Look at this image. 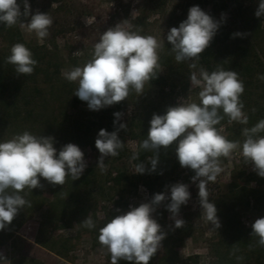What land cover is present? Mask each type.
I'll return each instance as SVG.
<instances>
[{
    "label": "clouds",
    "instance_id": "9594fccd",
    "mask_svg": "<svg viewBox=\"0 0 264 264\" xmlns=\"http://www.w3.org/2000/svg\"><path fill=\"white\" fill-rule=\"evenodd\" d=\"M21 2L23 11L18 0H0V24L7 28L19 25L43 42L54 23L53 17L39 10L33 13L29 0ZM255 16H264V0H259ZM221 17L223 20V13ZM84 21L86 25L93 22L91 18ZM220 24L221 21L195 5L189 8L187 19L168 31L166 39L172 46L175 61H188L190 69H198L190 73L189 91L196 87L200 89L199 103L180 98L176 105L168 106L163 114L153 113L147 138L139 145L140 149L154 153L147 160L151 165L147 171L152 173L157 169L160 149L166 150L175 144L180 166L195 173L191 181L198 182L199 205L212 230H218L221 223L215 203L209 200L207 185L215 182L223 171L220 158H231L238 153L245 164L251 165L252 170L264 178V136L259 135L264 132V119L251 128L242 129L243 142L228 140L216 127L225 116L229 124H248V116L243 111L244 103L240 99L245 87L238 72L225 70L219 64L211 73L202 66L198 68L200 55L210 46ZM141 31L134 28L129 20L118 22L101 33L93 45L91 58L83 66L62 71L67 81L78 83L74 94L87 102L89 110L99 111L120 103L132 91L138 96L142 95L145 84L156 79L158 73L164 70L159 63L164 40L153 35H142ZM246 35L248 33L236 32L232 38ZM82 54L80 50L73 53L74 56ZM5 63L13 65L17 75H31L38 64L30 49L19 42L12 45ZM258 78L264 80V75ZM122 115L121 112L113 113L114 126ZM120 130L127 131V124L119 123L112 132L100 129L97 135L95 147L100 153L97 167L101 174H106L108 170L105 159L118 156L124 148L118 135ZM138 159L139 152L134 151L130 162ZM86 167L84 152L78 145L67 143L58 151L51 136H38L25 130L0 142V230H5L26 206L32 207L25 197L33 189L43 188L41 179L52 186H62L69 177L72 181L79 179ZM134 169V173L144 174L145 163L135 164ZM166 188H170V194L155 193L150 201L130 206L128 211L114 216L99 229L98 242L110 255L111 264H119L121 260L131 264H149L167 235L153 217L163 202L170 201L165 207L171 213L175 228L185 226L186 222L179 218V213L181 206L187 205L191 198L189 186L176 183ZM80 225L89 230L96 228L91 213ZM251 229L250 235L257 237L258 245L264 247V217L257 218L251 224ZM238 250L234 244L230 255H235ZM236 259L239 261L243 257L237 256ZM7 261L0 254V262L6 264Z\"/></svg>",
    "mask_w": 264,
    "mask_h": 264
},
{
    "label": "rangeland",
    "instance_id": "374dc122",
    "mask_svg": "<svg viewBox=\"0 0 264 264\" xmlns=\"http://www.w3.org/2000/svg\"><path fill=\"white\" fill-rule=\"evenodd\" d=\"M161 1L155 0L154 4H150L147 0H29L33 13L37 10L49 13L53 17L54 23L49 30V35L44 38L43 42H40L34 33H29L26 29H21L17 25L16 28L22 43L28 49L46 46L49 57L54 58V61L59 65L58 74L53 73V69H50L51 84L49 80H44V77L40 75L37 77L36 83L29 86L30 91H32L33 87L39 89V94L34 91L31 93L36 113L35 118L31 120L35 121L37 119L34 131L35 135L51 137L58 135L63 137L65 135L67 139L63 142V146L72 142L67 134L73 121L80 120L81 122H87L95 120L94 116L107 108H115L117 112H121L123 115L118 123H126L127 126L131 127L132 119L139 115L144 105L143 98L145 94L150 93L146 84L142 95L138 96L132 91L126 100L102 108L99 111H92L89 110L85 101L75 102L74 97L79 99L74 94L78 83L69 82L62 75V71L69 70L75 66H83L81 61L74 65L70 59L90 55L93 45L98 41L101 33L123 20H129V23L134 28L141 29L142 35H153L160 40H164V48L159 53V62L168 57L171 63L168 66L164 65L161 67L164 69L162 73H171L177 80H179V77L188 80L186 92L180 91L179 82L176 81L175 105L180 98H184L187 102L198 101L200 89L196 87L191 88L189 91L191 87L189 80L190 73L198 71V69H190V62L188 61L177 63L175 61V54L171 53L172 46L167 42L166 37L172 27H178L182 21L187 19L190 7L198 5L209 14L213 3L217 0H163L164 4L159 5ZM240 1L243 8H252L251 10L254 11H256L259 3V0ZM18 3H21V10L23 11L21 0H18ZM52 4L56 6L52 7ZM87 18L93 20L91 25H86L84 20ZM218 19H222L220 13H218ZM230 19V14L225 13L223 20ZM89 27H92V31L88 29ZM260 28L264 32V19L260 24ZM261 35L264 36V33ZM15 43L17 42L10 40L6 33L0 34V58L5 59L10 54V49ZM78 50L82 51L83 54L81 56H74L73 53ZM12 70L13 74H16L15 68ZM51 125L57 127L55 135L48 130V127ZM220 130L221 134L225 137L230 134L224 127H221ZM124 140L126 154L121 159L115 160L112 157L105 159L108 169L107 175L113 177L117 172L134 174L130 170V157L132 142L136 141L130 139L127 135H125ZM80 148L84 152V159L87 163L86 169L94 168L100 172L97 167V161L100 156L98 149L88 145L80 146ZM221 167L223 171L217 176L216 181L209 182L207 185L209 200L210 202H214L216 207L220 201L230 199V196L233 195L232 192L235 190L234 184L241 188L246 187L249 190H264V183L261 185L253 182L248 183L241 175L242 172L247 174L249 167H247L243 157L238 153H234L231 158L221 161ZM194 175H190L185 168L180 166L177 170L172 171L166 185L171 186L176 183H184L189 186L191 198L187 205L181 206L179 213V218H182L186 222L185 226L181 228V230H186L185 235L182 233L183 231L179 232L178 228H175L174 220L170 218L171 213L165 207L170 201L163 202L157 207L156 212L153 213V217L161 225L162 230L167 233L165 239L162 241L161 248L155 254L156 262L160 263L162 261V257L168 248L171 252H176L175 264H217L214 249L219 239V229L212 230L211 224L206 222L202 215L198 197V182L193 183L191 181V177ZM255 175L260 177L257 173ZM41 184L43 188L33 189L32 196L37 198V194L40 192L43 197L51 201L50 184L43 179H41ZM162 192L170 194V188L165 187ZM120 197L123 198L126 206L118 208L120 211L117 212L115 202L119 201ZM130 197L136 200L134 207L151 200H146L137 193V188L123 193L112 190L109 195L103 198H99L97 192H95L94 201L96 203L95 205L93 203L88 204L90 206L89 213H91L95 223L99 224L104 221L106 214H110L111 212L121 214L128 211L127 204ZM31 201L34 202L33 197ZM48 207L49 204L46 203L40 210H32V213L29 211L28 214L27 211H25L26 213L24 212L26 220L22 227L11 240L3 247H0V254H3L8 259L6 264H17V261L22 256L33 258L43 264H111L110 255L106 250L102 249L98 240H94L87 232V229L80 225L89 213L87 215L81 214V216L78 215L79 213L69 215L68 218L77 219L66 227L64 224H66L65 219L67 217L63 220L55 218V216H51L50 219L45 218ZM239 217L241 223L248 228L257 219V213L254 211L253 206L250 205L248 208L241 209ZM44 218L45 223L43 221ZM41 222L44 223V230H46L45 238L48 241L49 238L70 241L72 250L68 253L67 260L57 257L35 243ZM181 236L182 239L179 240ZM0 264H4V262H0Z\"/></svg>",
    "mask_w": 264,
    "mask_h": 264
},
{
    "label": "trees",
    "instance_id": "16d2710c",
    "mask_svg": "<svg viewBox=\"0 0 264 264\" xmlns=\"http://www.w3.org/2000/svg\"><path fill=\"white\" fill-rule=\"evenodd\" d=\"M150 4H154L155 0H147ZM162 0L159 5H163ZM158 5V6H159ZM217 6V7H216ZM252 8H243L240 0H217L213 3L209 15L215 20L221 21L217 34L213 38L210 46L200 55L198 68L204 67L209 73L214 71L219 64L225 70H234L238 72L239 78L244 83V93L240 97L244 103V113L248 116V124L243 125L238 122L228 123V118H225L216 127L220 129L224 127L230 134L226 136L231 141H243L242 129L245 127L251 128L261 119H264V80L258 78L259 75H264V33L260 24L264 16L257 18L255 11ZM218 13H229L230 20H219ZM235 24V26H233ZM92 31V27L88 28ZM236 32L248 33V35L232 38V34ZM6 33L13 42L22 43L16 26L7 28L0 24V34ZM33 54V58L38 62L31 75L13 74V65L6 64L5 59L0 58V142L10 139L15 134L23 133L25 130L34 134L37 119L35 105L32 102V91L39 94V89L33 87L29 90L30 84L36 83L37 77L42 75L44 80H49L51 84L50 69L53 73L58 74L59 65L54 61V58L49 57V52L46 46H37L29 48ZM260 54V56H259ZM91 58V55H85L81 58H71L72 64L76 65L79 61L84 65ZM160 66H168L171 63L168 57H165ZM173 77L171 73H158L156 79H152L146 83L150 93L144 96V105L136 118L131 121V127L127 126V131L120 130L119 138L125 142L124 137L127 135L130 139L136 141V151L139 152V159L132 161L133 164L140 162L145 163L146 172L144 174H127L126 172H117L113 177L103 175L94 168L84 170L81 177L72 181L67 178L64 185H50L49 191L52 200L49 201L39 192L37 198L29 193L25 198L29 200L32 207H25L14 218L12 223L5 230H0V247H3L11 238L18 232L26 220L27 211L32 213V210H40L44 205L49 204L45 218L50 219L51 216L63 220L67 217L66 227L77 218H68L71 214L79 213L78 215H87L90 211L88 204L95 205L94 194L97 192L99 198L109 195L112 190L121 193L136 189L138 185H143L149 193L150 198L155 193L164 191L168 184L172 171L177 170L180 164L175 154V144L168 149H160L159 162L155 172L149 173L147 169L151 168L147 162L149 157L154 153L139 148L140 143L147 138L149 121L153 113L163 114L168 106L175 105V89L176 81L180 86V91L186 92L188 89V80L185 78ZM76 103L81 102L76 97L73 98ZM87 103V102H85ZM199 103V99L197 101ZM255 109V111H253ZM117 112L115 108H107L101 110L94 117L95 120L81 122L80 120L73 121L69 127L68 137L76 145H88L95 147V140L100 129H105L108 132L116 130L118 124L114 126L115 117L113 113ZM221 115L223 113L221 112ZM49 132L55 135L57 127L51 125L48 127ZM6 134V135H5ZM259 135L264 136V132ZM54 138V147L58 151L62 147L67 136H52ZM126 154L125 148L119 151V155L112 157L113 159H121ZM221 161L226 160L225 157L220 158ZM187 173L194 175L195 173L187 169ZM162 173V174H161ZM241 175L248 183L253 182L257 185L264 183V179L257 177L254 172L244 173ZM235 190L232 192L229 200L220 201L217 205V216L220 220L221 227L219 228V239L215 244L214 254L217 259V264H264V247H260L257 243L258 238L251 236V226L246 228L240 221L239 213L241 209L253 206L257 213V218L264 217V190L253 189L249 190L246 187L241 188L234 184ZM27 191V189L25 190ZM32 197L34 202L31 201ZM84 198V199H83ZM116 208L125 207L126 203L123 198L115 202ZM32 208V209H31ZM25 212V213H24ZM117 212L106 214L104 221L97 224L94 229H87V232L98 240L99 229L103 227L107 221ZM43 219V221L45 220ZM95 221V220H94ZM45 223V221H44ZM44 223L41 222L37 231L35 243L40 247L53 253L61 259H68V253L72 250V244L69 240H55L45 238L46 230ZM178 231L186 234V230L178 228ZM182 239V236L179 240ZM178 240V241H179ZM48 241V242H47ZM239 250L235 255H230L233 251V245ZM243 257L242 260H237L236 257ZM156 256L150 260L149 264H175L176 252H171L166 249L162 261L156 262ZM17 264H43L33 258L22 256ZM119 264H131L128 261H119Z\"/></svg>",
    "mask_w": 264,
    "mask_h": 264
},
{
    "label": "built area",
    "instance_id": "2783aa9c",
    "mask_svg": "<svg viewBox=\"0 0 264 264\" xmlns=\"http://www.w3.org/2000/svg\"><path fill=\"white\" fill-rule=\"evenodd\" d=\"M134 151H136V142H132L131 155L133 154ZM247 167H249V169L247 170V173L254 172L252 170L251 165L247 164ZM130 170H131L132 173L135 172L134 164H133L132 161L130 162ZM254 173H256V172H254ZM137 193H139L146 200L151 199L150 196H149L148 190L143 185L137 186ZM135 201L136 200L133 197H130L128 199V204H127L128 209H129L130 206L134 207Z\"/></svg>",
    "mask_w": 264,
    "mask_h": 264
}]
</instances>
